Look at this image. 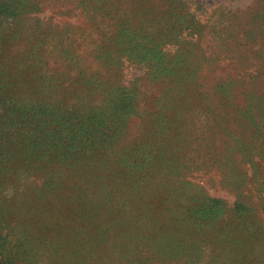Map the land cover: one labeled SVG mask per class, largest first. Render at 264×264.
Returning a JSON list of instances; mask_svg holds the SVG:
<instances>
[{
    "label": "rangeland",
    "instance_id": "1",
    "mask_svg": "<svg viewBox=\"0 0 264 264\" xmlns=\"http://www.w3.org/2000/svg\"><path fill=\"white\" fill-rule=\"evenodd\" d=\"M100 1L0 0L86 72L52 44L0 86V264H264V0Z\"/></svg>",
    "mask_w": 264,
    "mask_h": 264
},
{
    "label": "trees",
    "instance_id": "2",
    "mask_svg": "<svg viewBox=\"0 0 264 264\" xmlns=\"http://www.w3.org/2000/svg\"><path fill=\"white\" fill-rule=\"evenodd\" d=\"M66 2H72L75 4V6L82 5V9L84 12L91 14L92 16H97V14L101 11L100 5L102 4L100 0H65ZM20 8H22V11H20V14L26 13L28 9L29 3L25 2L24 0H19L18 4ZM72 3H67V4H72ZM2 7V4L0 3V9ZM33 8L36 9V12L39 11V3H36L33 5ZM30 12V11H29ZM10 15H1L0 13V33L2 36L4 34H7V36H12V37H19V38H25L24 40L28 42V49H27V55L22 54L20 55V58L13 63L12 66V76H8L6 72H0V86L6 82L9 81V79L16 81L17 78L23 77L25 72L30 73L31 71L35 70H42L43 67V53H42V48L46 46H52V44L57 47V55L61 53L67 54L66 60L70 62L71 65L68 63L66 64L73 70H76L74 72L75 76H78L79 78L82 77L83 75L86 74L85 71L81 69V65H79V61L77 60V53L75 51L74 46H77L76 41L79 38L73 39V36L76 32H79V29L76 27H69L68 25L63 26V27H58L61 31L58 32L57 34L50 32L47 28V26H44L43 24L40 23L39 20L35 19V21L38 23V27H33V29L30 31L29 35L26 36L28 32V23L20 19V15H17L15 10H11ZM6 36V37H7ZM5 37V38H6ZM147 37L149 39V42L151 43L152 41H155L156 38H152L151 34H147ZM59 80H57L58 82ZM14 85V84H13ZM50 90H59L60 86L57 85V88L55 87H49ZM58 95V93H57ZM23 111V109H20ZM108 148L106 147H100L97 146V149L99 152H105ZM106 159V156H104ZM106 165V164H104ZM136 165H138V162H136ZM138 173L137 170L132 172V175L129 173V176L131 179H133V189L136 188V184H138V181L136 180V176L134 175L135 173ZM107 180V178H104ZM113 184H109L106 182L105 184V189L104 192H106L108 187H112ZM103 187V186H102ZM121 189L116 188L113 192H110L109 195L111 196L110 200L114 201L117 204H120L122 209L124 210V207H126V200L123 199V195L120 194ZM138 218V217H136ZM155 223L152 222L151 225L153 226ZM148 227V226H145ZM154 231L157 233L159 229L157 230L156 224L154 225Z\"/></svg>",
    "mask_w": 264,
    "mask_h": 264
}]
</instances>
